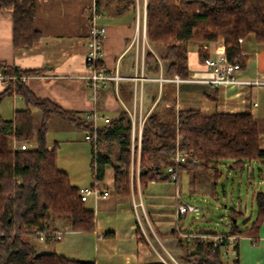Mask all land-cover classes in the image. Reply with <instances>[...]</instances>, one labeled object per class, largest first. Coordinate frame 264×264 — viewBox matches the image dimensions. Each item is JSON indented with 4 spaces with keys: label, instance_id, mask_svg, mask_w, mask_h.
I'll list each match as a JSON object with an SVG mask.
<instances>
[{
    "label": "trees",
    "instance_id": "1",
    "mask_svg": "<svg viewBox=\"0 0 264 264\" xmlns=\"http://www.w3.org/2000/svg\"><path fill=\"white\" fill-rule=\"evenodd\" d=\"M117 1L121 5L115 8V13L136 9L135 0ZM0 8L12 10L15 48L29 47L39 40L41 34L33 24L35 0H0ZM97 9L99 11L98 6ZM145 19L148 42L164 47L158 59H154L151 52L144 56L143 68L145 73L152 74L146 75L150 77L170 78L176 74L186 78L189 75L187 42L191 40L214 41L222 37L228 60L237 61L241 66L246 58L239 55V38L252 34L258 43H264V0H146ZM200 56L203 58L206 54L202 52ZM0 69L5 76L18 72L1 61ZM12 93L22 97L24 107L15 111L12 121L0 116V264H92L68 259L54 251L37 253L26 238L29 234L37 237L39 231L46 238H52L56 230L51 224L55 217H64L71 230L93 231V211L81 200L79 187L72 185L67 173L57 167V144L54 142L48 148L47 141L52 116L80 128L83 133L93 130L92 121L80 118L49 99L37 97L20 80L8 81L0 92V102ZM173 97V82H161L159 100L166 101L144 118L139 148L127 110L122 109L106 122H98L95 129L98 145L104 144L105 151L99 150L96 155V181L102 180L105 166L110 165L114 171V190L123 198L135 193L136 183L145 187L152 180L173 182L166 168L172 163L176 128L183 134L182 146L192 151L195 162L187 160L179 165L175 186L182 172L189 174L191 186L198 182L201 173L208 172L214 187L222 174L221 163L232 160L241 164L264 159L258 124L250 113L205 115L196 109L175 110ZM30 107L41 111L37 123ZM12 138L19 143L33 142L32 147L11 148ZM90 167L93 174V155ZM254 203L256 213L249 226L240 228L235 225L233 214L231 217L227 234L236 238L234 264H238V237L250 236L253 243L257 242L264 220V190L254 194ZM206 233L217 234L213 231L203 234ZM182 239L192 245L191 249L177 255L183 264H225L221 251L211 239L199 242L196 237L184 238L183 234Z\"/></svg>",
    "mask_w": 264,
    "mask_h": 264
},
{
    "label": "crops",
    "instance_id": "2",
    "mask_svg": "<svg viewBox=\"0 0 264 264\" xmlns=\"http://www.w3.org/2000/svg\"><path fill=\"white\" fill-rule=\"evenodd\" d=\"M94 1L99 8L100 21L106 26L101 61L108 74L120 76L117 80L107 81L95 95L89 87L85 65L87 11ZM135 1V10L115 13V8L121 5L117 0H35L33 24L41 37L33 45L19 48L13 46L12 10L0 8V61L21 70H36L34 73H25L27 78L24 83L39 98L49 99L59 107L73 111L82 119L93 110L110 118L125 109L138 129L142 124L141 120L166 100H159L161 83L152 79L156 77L146 76L152 74L145 73L144 55L140 62L137 61L139 39L145 38L141 35L139 16L141 10L145 14L146 0ZM144 26L146 36V19ZM204 42L223 48L222 37L214 41H188L189 74L205 69V60L209 54L207 50L200 51ZM240 51L246 53V61L236 71V78L247 81L263 79L264 43H258L252 34H248L241 38ZM202 52L206 57L201 58ZM9 80L0 78V92ZM173 95L175 110L196 109L205 115L215 112L250 113L258 124L260 146L264 149V83L213 86L197 81H180L173 83ZM23 107L22 97L12 93L0 102V116L4 120L12 121L15 111ZM30 110L35 122H38L41 111L36 107H30ZM53 118L54 116L50 121ZM72 129L73 127L69 130ZM81 134L83 135V130ZM52 144L51 141L48 142V148ZM102 147L105 148V145L100 144V148ZM253 163H256L261 178L257 181ZM57 167L67 173L71 183L76 181L67 169L59 167L58 164ZM225 167L235 170L247 167V182L252 184V221L254 194L264 190V159L244 161L241 164L230 160L225 162ZM205 174L208 180L206 185L200 178L191 186L189 177L187 178L188 193H215L217 197L216 185L212 187L210 184V173ZM95 183L96 187L101 191L107 190L108 194L97 198L89 196L84 201L85 206L94 213L93 231L71 230L66 221L59 223L60 220L54 219L53 228L63 230V236L59 240L48 237L37 243L36 236H27L37 253L54 251L68 259L92 264H156L166 261L158 244L161 249L174 256L178 263H182L177 258L181 253L179 241L182 240L183 232L188 230L179 227L184 216L176 214L174 198L176 190L179 191L182 186L181 175L178 186L170 180H152L145 187L136 183L135 193L129 198H123L115 192L114 171L110 165L105 166L102 180ZM72 184L76 187L83 186ZM89 185L93 186L94 182ZM159 194H168L166 199L163 198L164 203ZM138 203L142 207L145 223L141 222L137 206L135 207ZM230 203L238 213L247 209V204H243L241 199L238 202H232L231 199ZM257 238L256 243H253L250 236L237 238L238 264H264V220ZM233 260L226 259L224 262L234 264Z\"/></svg>",
    "mask_w": 264,
    "mask_h": 264
},
{
    "label": "rangeland",
    "instance_id": "3",
    "mask_svg": "<svg viewBox=\"0 0 264 264\" xmlns=\"http://www.w3.org/2000/svg\"><path fill=\"white\" fill-rule=\"evenodd\" d=\"M139 26L140 28L144 27V14L142 10L140 11L139 16ZM145 38L139 39L140 46L138 50V59L137 61L140 62L143 55L147 52H151L154 56V59H158L164 52V47L162 44H151ZM156 76V75H154ZM159 78V76H156ZM160 83V80H155ZM37 123V122H35ZM72 128L69 130L68 128ZM66 129V130H65ZM82 130L78 127L71 126L65 120L54 117L48 124V131H47V141L54 142L57 144V156L56 161L59 167L67 169V171L71 174L72 177H75L76 181L72 182L76 185H83V186H90L89 184L97 182L93 174L91 172L90 161L92 157L91 153V145L88 141L81 139L83 135L81 134ZM19 142L15 141L13 138L10 140L11 148H15ZM33 143V142H32ZM105 151L104 148H100L98 145L97 151ZM255 162V161H253ZM228 164V162L226 163ZM258 166V165H257ZM253 168L256 172V181L261 179L258 175V170L256 168V163H253ZM220 169L222 171L221 176L219 177L216 183V194H200V193H188V186H187V178L189 177L188 173L182 172L181 173V183L182 186L180 188V196L186 202L195 203L200 208V211L197 215L188 213L182 217L180 222V228L186 229L189 232L201 230L204 232H210L213 230L215 233H227L232 224V214L234 215L235 225L242 228L248 222L251 221V190L252 184L247 182V167H240L239 169L235 170L233 168H226L225 162L221 163ZM207 173V172H206ZM203 180L204 185H206L207 176L205 173H201L199 175V179ZM80 180V181H79ZM70 181V180H69ZM161 181V180H158ZM71 183V184H72ZM73 185V184H72ZM98 188V187H97ZM99 189V188H98ZM165 193V192H163ZM226 193V196H224ZM162 197V202L164 203L166 196L168 194H159ZM233 195V198H232ZM249 196L248 198L246 196ZM165 198V199H163ZM237 201L241 199L243 204H247L246 211L242 213H238L239 211H235L233 206H231L230 200ZM226 205V206H225ZM137 209L139 213V217L141 222L145 223V218L143 215V210L140 204H137ZM235 211V212H232ZM255 207L253 205V214L252 218L255 215ZM54 219L60 220L59 223L65 222L64 217H55ZM53 219V220H54ZM52 220V222H53ZM67 224H69L66 221ZM52 225V224H51ZM203 232V233H204ZM29 234L27 236H31ZM27 238V237H26ZM37 243H41L38 239ZM43 240V239H42ZM181 242V253H185L187 250L191 249L192 245H188L182 240ZM157 244V243H156ZM159 250L163 254L164 258L169 264H180L178 263L177 259L171 255H169L164 249H161L157 244ZM236 256L230 257L227 259H235ZM224 260H226L224 258ZM182 264V263H181Z\"/></svg>",
    "mask_w": 264,
    "mask_h": 264
},
{
    "label": "built area",
    "instance_id": "4",
    "mask_svg": "<svg viewBox=\"0 0 264 264\" xmlns=\"http://www.w3.org/2000/svg\"><path fill=\"white\" fill-rule=\"evenodd\" d=\"M145 19V14H144ZM87 22H88V32H87V49L85 53V65L87 69L86 78L88 80L89 87L91 88L92 94L95 95L96 91L103 87L107 81L110 79L117 80L120 78L117 74L110 75L107 73L105 65L101 61V54H102V40L103 36L106 32V26L100 21V14L97 9L96 2L94 1L88 8L87 11ZM138 22V18H137ZM138 26V23H137ZM145 27V26H144ZM142 28V37H145V28ZM241 41V38L238 40ZM203 50L208 51V56L205 60V69L201 72H194L189 74L186 78H180L178 75H173L170 78H164L159 75V78H152L153 80H160V83L163 81H171L173 83H178L180 81H197L203 82L208 85H231V84H238V83H253V84H260L264 83L263 79H255V80H239L236 78L235 73L237 70L241 68L239 62H232L229 61L225 52L224 48H218L216 45L212 46L208 42H204L201 45ZM240 56H245L246 53L244 51H240ZM17 69L16 73L5 76L1 69H0V78L2 79H10V80H20L21 82H25L27 78V74L22 73L21 69L15 67ZM256 104V103H254ZM86 118L92 121L93 130L91 131H84L83 139L91 143L92 146V155H93V177L96 174V155L98 149V139L95 129L98 125L100 120L107 121L108 118L104 117L100 113L96 112L95 110L89 112L86 115ZM144 121V120H143ZM141 120V123H143ZM178 121H176L177 123ZM133 124V134H136L137 137V146L139 148L140 145V137H141V129L142 124L137 129L134 121L132 120ZM177 125V124H176ZM182 138L183 134L178 131L176 128L175 134V151L172 156V163L169 164L166 168V171L170 174L171 180L173 182H177L178 180V167L181 163L186 162L187 160L195 162V159L191 157L192 151L188 150L187 148L182 146ZM19 149H28L32 147V143L29 141H22L15 146ZM78 194L82 201H85L89 196H93L95 198L99 196H107L108 191L103 190L101 191L96 187V183L93 186H82L78 188ZM175 211L178 216H182L188 213H192L197 215L200 211L199 207L195 204L190 202H186L181 199L180 193L178 191L175 192ZM139 204V203H138ZM137 204H135V207ZM2 235V232L0 233ZM63 236V230H56L53 233L52 239L59 240ZM184 238L196 237L199 242H205L207 239H211L214 246L218 247L221 251L223 257L228 259L230 257L236 256V250L234 248V240L236 239L235 236L229 235L227 233H217L214 236L209 234H189L187 232L183 233ZM38 239L42 240L45 239L46 236L42 231L37 232ZM165 264H169L167 261L163 260Z\"/></svg>",
    "mask_w": 264,
    "mask_h": 264
}]
</instances>
